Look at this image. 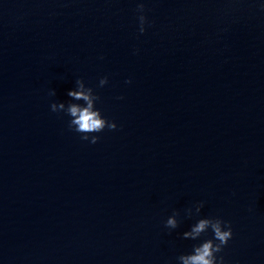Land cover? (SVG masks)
<instances>
[{
	"label": "water",
	"instance_id": "obj_1",
	"mask_svg": "<svg viewBox=\"0 0 264 264\" xmlns=\"http://www.w3.org/2000/svg\"><path fill=\"white\" fill-rule=\"evenodd\" d=\"M261 5L0 0V264H179L206 217L225 264H264ZM77 78L117 125L95 144L50 109Z\"/></svg>",
	"mask_w": 264,
	"mask_h": 264
},
{
	"label": "clouds",
	"instance_id": "obj_2",
	"mask_svg": "<svg viewBox=\"0 0 264 264\" xmlns=\"http://www.w3.org/2000/svg\"><path fill=\"white\" fill-rule=\"evenodd\" d=\"M261 8L264 9V5H261ZM144 11V3H137L136 12L139 13L137 19L140 34L145 32V24L148 23ZM107 83L108 78L106 76L99 79V87H103ZM125 83H131V81L126 80ZM50 94L55 95V91L53 90ZM67 96L70 98L67 105L63 102L52 103L50 109L56 113L62 111L69 116L68 128L71 131L79 133L81 140L95 144L100 137L90 134L100 133L105 128L108 130H115L117 128L115 122L104 118L100 110L95 107V103L100 97L93 92L91 87H86L82 79L77 78L75 80V88L69 90ZM117 99H123V97H117ZM71 101H83V103ZM203 206V201L194 204L193 207L196 215L200 213ZM185 211L187 216L193 215L192 208H188ZM177 215L179 213L174 210L172 215L165 221L164 226L168 229H176L178 227ZM209 229L213 234L212 239H206L199 245H193L191 253L178 256L177 260L179 264H225L224 257L217 256L216 254L222 252L223 248L232 238V227L228 221L222 220L219 217L200 218L191 226L190 230L182 233V238L196 240Z\"/></svg>",
	"mask_w": 264,
	"mask_h": 264
}]
</instances>
